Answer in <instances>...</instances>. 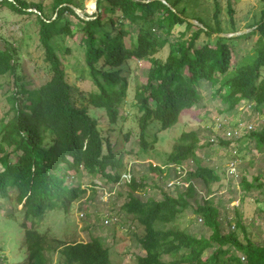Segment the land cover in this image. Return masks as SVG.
<instances>
[{"label": "trees", "instance_id": "16d2710c", "mask_svg": "<svg viewBox=\"0 0 264 264\" xmlns=\"http://www.w3.org/2000/svg\"><path fill=\"white\" fill-rule=\"evenodd\" d=\"M93 1L96 12L90 20L80 18L73 9L83 11L84 0H52L49 11L43 1H0V10L28 17L38 25L50 73L45 83L28 88L18 71V44L0 34L6 43L0 48V76L10 82L3 95L8 108L0 106V203L8 204L10 210L0 216V238L10 229L11 222L4 223L9 217L20 220L25 257L19 264H52L55 254L59 255L57 264H111L110 249L101 236H92L88 242H66L55 237L44 222L52 212L68 214L88 192L97 193L100 181L91 178L100 177L106 185L123 183V177L129 176L121 186L127 197L120 211L135 227L133 234L145 252L136 257L135 264H264V243H256L242 221L226 230L217 202L209 193L198 198L197 184L220 181L214 167L199 158L205 146L199 132H183L167 162L149 166L162 184L175 179L170 186L174 190H162L159 198L136 194L149 186V179H137L125 163V155H145L154 149L159 134L178 124L184 113L206 108L208 93L210 100L227 106L226 113L237 112L242 103H251L255 111L264 113V7L260 19L246 28L249 32L228 38L220 34L239 31L232 0H227L226 21L219 0H212L210 16L197 14L190 0ZM177 26H185V31L171 39ZM63 36L74 39L84 57L75 70L76 80L87 85L82 90L85 100L105 113L112 129L105 128L90 108L76 105L66 60L52 42ZM126 38L131 40L129 46ZM165 47L167 57L155 58ZM61 48L65 58L72 52L70 47ZM143 60L151 67L137 84L133 102L139 133H122L115 126L125 117L128 68L133 61ZM154 124L159 128L152 133ZM208 131L209 145L218 137ZM112 133L119 134L118 138ZM249 135L256 148L264 150V126ZM134 136L139 149L126 150ZM188 161L193 165L185 168ZM182 182L185 187H179ZM189 212L210 229L209 236L176 226ZM237 229L243 230V238ZM3 261L0 256V264Z\"/></svg>", "mask_w": 264, "mask_h": 264}, {"label": "rangeland", "instance_id": "374dc122", "mask_svg": "<svg viewBox=\"0 0 264 264\" xmlns=\"http://www.w3.org/2000/svg\"><path fill=\"white\" fill-rule=\"evenodd\" d=\"M28 3H38L43 1L45 9L49 11L52 0H25ZM222 5L221 17L224 21L228 20L227 0H219ZM194 11L200 15L210 16L214 11L212 0H190ZM234 8V17L236 27L239 31L245 30L250 24L260 19L261 10L264 5L261 0H232ZM95 1L84 0V10L82 13L86 17L92 18L96 12ZM38 25L33 19L25 16H17L7 9L0 10V34H3L13 44H18V71L26 82L28 88H37L45 83L50 73L48 65L44 58V49L38 36ZM185 31V26H177L173 30L174 37ZM81 37V34H78ZM136 34L133 40L136 41ZM127 46L131 40L125 39ZM53 45L59 49L62 58L65 59L66 72L69 81L74 87V99L78 107L86 106L90 108L91 113L95 114L109 130L110 126L107 117L103 111H99L89 106L85 100L86 94L82 92L87 88L86 84L76 80L78 74L76 68L80 69L78 61L83 63L84 57L81 51L75 46L74 39L71 37H55ZM5 40L0 38V48L5 46ZM61 47H70L72 52L65 58ZM61 48V49H60ZM168 47H165L155 58L164 60L168 55ZM151 64L148 61H133L128 72L130 74L129 91L126 97L127 104L122 109L125 115L115 126L116 129L122 128V133L132 130L138 134L139 130L136 124V108L133 106L137 84H141L147 77ZM8 77L0 76V106L7 109V102L3 98L9 88ZM13 83V81H11ZM204 91L205 87H203ZM206 108L198 111L196 114L184 113L181 120L174 127L162 131L159 134V140L154 149H149L145 155H125L126 168L131 169L137 179L143 176L148 177L149 186L143 191L137 192L139 197L153 195L161 197L162 190L173 191L170 184L175 185V179L171 178L162 184L158 173L153 172L149 167L163 166L167 162V156L172 151L173 145L178 141L183 132L197 131L203 139L204 147L199 151V158L214 167L216 173L220 176V181L212 183L209 186L197 184L198 198L204 197L207 193L209 198L214 199L221 210L223 218L222 224L226 230H230L237 221H242L248 230L250 237L256 243H264V150L256 148L255 140H252L249 133L258 130L264 126V113L255 111L249 106L251 103H242L237 112L233 114L226 113V105H222L218 100H210L209 93L206 100ZM251 107V108H250ZM223 121V127L217 129L216 124ZM251 126L252 130L248 127ZM159 126L154 124L151 132L158 131ZM211 129L217 133V139L213 143L206 144L210 140ZM105 131H107L105 129ZM250 131V132H249ZM108 133V132H107ZM113 134V133H112ZM119 134H113V138H118ZM137 138L134 136L130 142L126 143V150L139 149ZM221 141H227L230 145L226 146ZM235 163L237 174L231 176L229 167ZM192 162L188 161L185 168ZM1 169V168H0ZM172 174L173 173L169 171ZM124 178V177H123ZM86 179H89L86 176ZM257 179V180H256ZM92 181L99 182L96 186L97 193L88 192L82 199L75 202L68 214L63 212H52L44 222L45 226H50L51 233L66 242H88L92 236H101L105 245L110 249L111 264H135L136 257L144 255L145 252L138 245L134 236L135 227H132L130 220H124V213L120 207L124 204L127 197L123 183L102 184V178H91ZM152 183L161 187H153ZM261 183L263 186H260ZM251 186V188H248ZM172 186V185H171ZM182 182L179 187H185ZM3 201V200H2ZM5 211L0 210V216L10 213L8 204L0 203ZM23 206L18 207L21 209ZM0 208V209H2ZM120 211V212H119ZM11 222L10 229L5 238H0V246H3L0 256L3 257V264H19L25 257V250L21 248L22 231L20 220L5 219L7 225ZM227 222H230L227 224ZM230 225V226H229ZM180 229H188L193 234L209 236L211 231L205 227L200 219L191 212L181 216L176 222ZM232 230V229H231ZM139 233L141 231L137 230ZM237 235L243 238L242 229H237ZM2 243V244H1ZM210 251L203 255L207 258ZM59 255L55 254L52 264H57Z\"/></svg>", "mask_w": 264, "mask_h": 264}, {"label": "water", "instance_id": "95a60500", "mask_svg": "<svg viewBox=\"0 0 264 264\" xmlns=\"http://www.w3.org/2000/svg\"><path fill=\"white\" fill-rule=\"evenodd\" d=\"M0 1H1V0H0ZM94 6H95V8H96V5H94ZM73 9H74V11L76 12V14H77L80 18L85 19V20H90V19H92V18H90V17H86V16H84V14L82 13V11H80L79 9H77V8H75V7H73ZM28 11H29V12H37L36 9H28ZM189 21H190L191 23H193V24H198V23H197L196 21H194V20H189ZM249 31H250V29H245V30L238 31V32H235V33L220 34V36L230 38V37H234V36L242 35V34L247 33V32H249Z\"/></svg>", "mask_w": 264, "mask_h": 264}, {"label": "built area", "instance_id": "2783aa9c", "mask_svg": "<svg viewBox=\"0 0 264 264\" xmlns=\"http://www.w3.org/2000/svg\"><path fill=\"white\" fill-rule=\"evenodd\" d=\"M216 127L217 129H221L223 127V121H220L219 123L216 124ZM249 130H252V127L249 126L248 127ZM229 173L231 176H235L237 174V171H236V165L235 163H231L230 164V167H229ZM124 178H129V176H124ZM173 185V184H170V186ZM201 221V220H200Z\"/></svg>", "mask_w": 264, "mask_h": 264}]
</instances>
